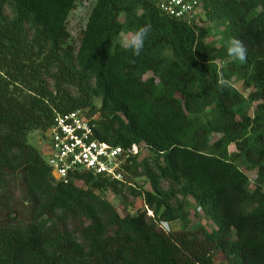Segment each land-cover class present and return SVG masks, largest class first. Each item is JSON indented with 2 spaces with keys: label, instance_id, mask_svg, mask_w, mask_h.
<instances>
[{
  "label": "trees",
  "instance_id": "1",
  "mask_svg": "<svg viewBox=\"0 0 264 264\" xmlns=\"http://www.w3.org/2000/svg\"><path fill=\"white\" fill-rule=\"evenodd\" d=\"M161 2L96 0L74 42L76 0H0V264H264V0H198L206 25ZM211 23L225 27L215 42ZM146 24L135 56L118 37ZM233 37L245 63L227 56ZM77 110L96 140L150 152L125 177L148 191L86 172L54 179L27 137ZM243 170H256L252 186ZM106 191L143 207L122 217ZM188 198L214 228L188 225ZM159 220L183 228L165 234Z\"/></svg>",
  "mask_w": 264,
  "mask_h": 264
},
{
  "label": "built area",
  "instance_id": "2",
  "mask_svg": "<svg viewBox=\"0 0 264 264\" xmlns=\"http://www.w3.org/2000/svg\"><path fill=\"white\" fill-rule=\"evenodd\" d=\"M162 13L175 19L199 21L201 5L198 0H162ZM200 23V21H199ZM94 125L83 111L56 114L45 137L49 142L47 162L55 180L75 182L74 174L86 172L110 181L125 182L131 158L140 156L142 149L132 145L127 149L114 147L94 138Z\"/></svg>",
  "mask_w": 264,
  "mask_h": 264
},
{
  "label": "rangeland",
  "instance_id": "3",
  "mask_svg": "<svg viewBox=\"0 0 264 264\" xmlns=\"http://www.w3.org/2000/svg\"><path fill=\"white\" fill-rule=\"evenodd\" d=\"M95 1L96 0H76L75 8L70 13L68 17V21H67V29L70 34V39L72 41L76 42L77 38L79 37V33L84 28L88 15ZM121 21H122V18H121ZM199 24L206 25L207 23L205 22V20L201 19ZM214 24L215 23L209 24L210 26H213V30L211 32L210 38H208L207 40L208 42L210 41L215 42V41L220 40L222 37V33L225 31V27L223 26L217 27ZM123 34L125 33H122L118 37V42L120 44H121ZM220 66H221V63H220ZM147 76H149V74H147L146 77ZM233 86L245 97L249 93V90H246L243 88V86L241 85V82H234ZM96 104H99L98 101L96 102ZM246 109L248 110L250 114H252L254 106L247 105ZM215 139H216L215 136L211 137L212 141ZM27 142L29 145L37 149L40 152V154L44 157V159L47 158V153L49 152V149H48L49 142H48V139L45 137V135L43 136L42 133L38 131H34L28 135ZM228 151L230 152V154H234L235 148L233 146H230L228 148ZM148 156H150V152L147 149H143L141 151L139 159L145 158ZM243 171L247 175L250 181V184L252 186V183L254 179L256 178V170H253V171L243 170ZM125 181L127 184L135 188H142L143 190H147V191L149 190V185L145 177H139L137 179L132 178V179L125 180ZM81 185H82L81 183L77 182V186H81ZM164 187L167 188V185L164 184ZM98 195L101 199H105L106 201H108L116 209L118 214L122 217L127 214H135L137 210L143 207V201L141 198H134L125 193H123L122 195H115L114 193L110 191H106L103 193H98ZM184 203L186 204L185 211L188 213L187 222L189 226L194 227L197 224H201L206 229H209V230L214 228L211 222H207L203 219L201 211L197 208V206L191 199L188 198L184 200ZM150 213H148L147 211L148 216H150ZM171 224L174 226V230L183 228L182 223L180 222L175 221V222H172ZM214 263L215 264H226L225 257L222 254L215 255Z\"/></svg>",
  "mask_w": 264,
  "mask_h": 264
},
{
  "label": "clouds",
  "instance_id": "4",
  "mask_svg": "<svg viewBox=\"0 0 264 264\" xmlns=\"http://www.w3.org/2000/svg\"><path fill=\"white\" fill-rule=\"evenodd\" d=\"M151 30L152 26L150 24H146L140 26L136 30L123 34L121 46L125 50H130L133 55L139 56L144 49L146 38ZM226 52L227 56L233 61H238L240 63H245L247 61V47L244 42L238 38L233 37L228 40ZM217 83L220 87L229 86V81L223 76V74L219 75ZM148 213L150 212L148 211ZM150 216H152L151 213ZM158 225L165 234H171L174 231V226L169 221L159 220Z\"/></svg>",
  "mask_w": 264,
  "mask_h": 264
}]
</instances>
